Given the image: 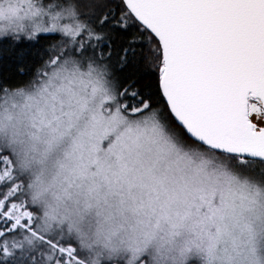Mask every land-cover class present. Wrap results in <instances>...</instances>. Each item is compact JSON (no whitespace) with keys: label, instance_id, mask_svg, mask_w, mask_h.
Masks as SVG:
<instances>
[{"label":"snow or ice","instance_id":"snow-or-ice-1","mask_svg":"<svg viewBox=\"0 0 264 264\" xmlns=\"http://www.w3.org/2000/svg\"><path fill=\"white\" fill-rule=\"evenodd\" d=\"M44 33L0 84V264H264V0H0V58Z\"/></svg>","mask_w":264,"mask_h":264},{"label":"trees","instance_id":"trees-1","mask_svg":"<svg viewBox=\"0 0 264 264\" xmlns=\"http://www.w3.org/2000/svg\"><path fill=\"white\" fill-rule=\"evenodd\" d=\"M82 11H91L89 8H83ZM133 33L139 35L135 29L128 33H123L122 36L127 37ZM43 38L37 41H22L19 45L14 46L11 41L2 45L4 49L3 57L0 58V84L7 87H22L27 84L34 76L35 71L43 63L46 58V51L50 44L60 41L61 34L59 33H44ZM119 47V43L117 44ZM23 55H20V53ZM18 67H23V71H18ZM121 77L127 73H117ZM138 83L137 87L153 94V99L157 100L161 106L164 104L163 98L160 96L157 88V76L155 73H137ZM250 175L260 180L261 176L257 172L250 173Z\"/></svg>","mask_w":264,"mask_h":264}]
</instances>
